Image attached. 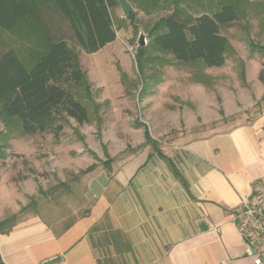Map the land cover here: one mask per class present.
<instances>
[{
	"label": "rangeland",
	"instance_id": "rangeland-1",
	"mask_svg": "<svg viewBox=\"0 0 264 264\" xmlns=\"http://www.w3.org/2000/svg\"><path fill=\"white\" fill-rule=\"evenodd\" d=\"M156 1L130 2L135 26L118 4L115 40L94 53L82 51L67 23L54 14L56 36L64 38L77 55L90 85L91 100L81 98L89 120L79 125L67 118L57 134L15 133L0 142V221L14 215L15 227L37 218L58 234L88 210L90 173L109 168L112 155L134 150L130 145L145 140V129L172 144L246 123L263 110L264 85L258 81L257 69L264 57L257 48L264 46V0H240L239 19L221 28L230 45L224 65H184L149 48L141 73L136 64L138 48L149 43V29L173 8L169 0ZM207 3L182 0L180 6L195 16L207 11ZM31 45L25 37L0 29V53L13 48L30 63ZM0 132H4L2 123ZM91 164L96 166L93 171L79 175Z\"/></svg>",
	"mask_w": 264,
	"mask_h": 264
},
{
	"label": "crops",
	"instance_id": "crops-1",
	"mask_svg": "<svg viewBox=\"0 0 264 264\" xmlns=\"http://www.w3.org/2000/svg\"><path fill=\"white\" fill-rule=\"evenodd\" d=\"M263 130L264 108L202 137L150 135L159 152L139 139L90 173L87 214L67 229L33 218L0 233V264H253L225 213L264 176Z\"/></svg>",
	"mask_w": 264,
	"mask_h": 264
},
{
	"label": "trees",
	"instance_id": "trees-1",
	"mask_svg": "<svg viewBox=\"0 0 264 264\" xmlns=\"http://www.w3.org/2000/svg\"><path fill=\"white\" fill-rule=\"evenodd\" d=\"M128 1L137 4L142 0ZM181 1L169 0L173 4L171 13L149 29V43L139 46L136 54L139 72H143L148 61L149 48L169 54L184 65L201 64L206 68L224 65L230 45L221 28L239 19L240 0H207V11L195 16L185 12ZM117 5V0H0V29L25 37L33 51L30 63H25L13 48L0 53V123L4 128L0 142H6L15 133L57 134L67 118H73L79 125L88 122V109L81 98L91 100L90 85L77 55L64 38L56 36L58 29L53 16L67 23L71 38L82 51L94 53L115 40ZM127 17L135 26V14L131 12ZM257 49L264 57V46ZM261 63L258 79L264 85V60ZM144 137V143L159 152L147 129ZM95 167L91 164L79 175ZM85 214L87 211L82 216ZM14 219L13 215L0 221V233L11 231Z\"/></svg>",
	"mask_w": 264,
	"mask_h": 264
},
{
	"label": "built area",
	"instance_id": "built-area-1",
	"mask_svg": "<svg viewBox=\"0 0 264 264\" xmlns=\"http://www.w3.org/2000/svg\"><path fill=\"white\" fill-rule=\"evenodd\" d=\"M260 140L264 144V130ZM225 221L236 227L253 264H264V176L252 182L246 199L225 213Z\"/></svg>",
	"mask_w": 264,
	"mask_h": 264
},
{
	"label": "water",
	"instance_id": "water-1",
	"mask_svg": "<svg viewBox=\"0 0 264 264\" xmlns=\"http://www.w3.org/2000/svg\"><path fill=\"white\" fill-rule=\"evenodd\" d=\"M124 15H128L133 11V7L128 0H117ZM140 45H143L142 40H140Z\"/></svg>",
	"mask_w": 264,
	"mask_h": 264
}]
</instances>
